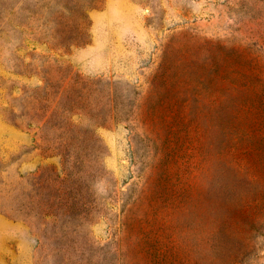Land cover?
Masks as SVG:
<instances>
[{
    "label": "rangeland",
    "instance_id": "1",
    "mask_svg": "<svg viewBox=\"0 0 264 264\" xmlns=\"http://www.w3.org/2000/svg\"><path fill=\"white\" fill-rule=\"evenodd\" d=\"M0 264H264V0H0Z\"/></svg>",
    "mask_w": 264,
    "mask_h": 264
}]
</instances>
